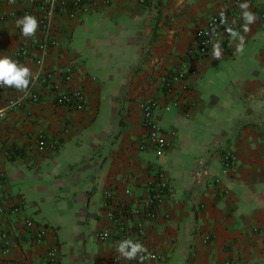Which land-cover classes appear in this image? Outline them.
<instances>
[{
    "label": "crops",
    "instance_id": "crops-1",
    "mask_svg": "<svg viewBox=\"0 0 264 264\" xmlns=\"http://www.w3.org/2000/svg\"><path fill=\"white\" fill-rule=\"evenodd\" d=\"M37 1L0 0V56L16 61L25 45L30 51L23 64L34 72L38 51L32 42L41 28L24 37L15 21L35 12ZM86 2L88 12L56 16L60 45L46 64L50 70L73 67L72 86L84 89L85 108L58 105L57 93L41 77V100L0 121V171L7 174L0 190L8 202H25L20 216H0V233L10 234L11 246L9 253L0 249V264H51L46 254L54 245L59 264H108L118 252L97 237L114 231L103 209L104 191L113 188L116 202L137 205L160 170L169 191L147 225L143 246L163 259L143 264H224L229 257L236 264H264V0ZM224 10L233 12L227 49L218 45L207 57H187L196 30ZM244 11L255 17L247 32ZM186 59L192 72L175 83L174 92H163L161 75ZM14 93L0 88V108ZM147 97L162 105L154 121L169 142L163 154L142 140L141 103ZM41 132L60 138V148L39 153ZM8 149L19 153L8 157ZM225 149L239 158L229 175L220 174ZM201 158L209 161L214 184L194 181ZM26 217L49 227L42 244L25 227ZM205 234L214 241L205 242ZM120 264L140 262L120 257Z\"/></svg>",
    "mask_w": 264,
    "mask_h": 264
},
{
    "label": "built area",
    "instance_id": "built-area-1",
    "mask_svg": "<svg viewBox=\"0 0 264 264\" xmlns=\"http://www.w3.org/2000/svg\"><path fill=\"white\" fill-rule=\"evenodd\" d=\"M87 0H38L36 2V10L32 12L36 17L41 28V35L33 39V48L38 51L34 61L37 65V71H32L29 88L27 94L13 88L15 93L10 96L4 106L0 108V121L15 109L25 108L27 103H37L41 100V95L36 90L37 83L43 77L45 82L51 85V88L57 93L56 103L60 106L83 110L86 106V93L81 87L72 86L74 79V69L71 65L63 66L50 70L47 68V58L50 51L60 45L59 40L54 35V20L57 15L64 14L68 17H75L78 12H88ZM146 0H140L145 2ZM241 0H233L234 4H239ZM28 15L32 13L26 12ZM232 11L224 10L211 15L206 23L199 27L195 32V38L187 52V57L198 59L207 57L211 54L216 46H221L223 50L227 49V33L233 28V24L229 19ZM264 20V14L262 15ZM29 49L25 45H21L16 52V62L23 65V58L29 54ZM190 61L184 60L182 65L178 66L170 73H165L160 77V86L162 91L171 94L174 92L175 83L187 76L192 70L189 67ZM2 86H0L1 88ZM162 107L158 98L147 97L142 100V140L150 144L159 154H163L169 147L165 131L158 126L154 117ZM169 109V105L166 106ZM67 130H64V133ZM62 144V140L52 137L45 132H41L36 139V149L42 155H49L57 151ZM18 150L8 149L6 154L8 157L17 156ZM220 156L222 175H229L237 168L239 158L237 154L230 149L223 150ZM193 178L196 183L203 180L214 182L217 179L212 178L209 161L207 159H199L194 170ZM7 181V174L0 171V183ZM148 194L139 198L137 205L128 203L125 200L115 201V191L108 188L104 191L103 209L106 212L107 219L112 223L114 231L104 229L97 234L101 241L112 242V247L116 249L119 241L126 238L132 239L134 242H143L147 238V225L153 221L158 215V208L164 201L169 191V179L162 170L153 177L148 183ZM131 192L130 188L125 190L126 194ZM204 206V205H203ZM25 210L24 200L20 202H8L3 198L0 190V216L18 217ZM25 227L31 230L37 243L42 244L49 231V227L36 222L30 217L24 218ZM215 236L213 234H205L204 241L212 242ZM10 234L7 231L0 233V249L4 253L11 251L8 244ZM143 255L149 260L162 261L163 256L160 254L146 251ZM51 264H59L60 254L57 245L52 246L46 254ZM139 260V259H137ZM14 264V263H11ZM108 264H120V256L114 254ZM224 264H236L231 257L227 258Z\"/></svg>",
    "mask_w": 264,
    "mask_h": 264
},
{
    "label": "clouds",
    "instance_id": "clouds-1",
    "mask_svg": "<svg viewBox=\"0 0 264 264\" xmlns=\"http://www.w3.org/2000/svg\"><path fill=\"white\" fill-rule=\"evenodd\" d=\"M9 2L15 3V0H9ZM240 7L241 9H246L248 6L246 4H241ZM243 19L246 22L244 31L247 32L250 30L247 25L254 23L255 17L251 13L244 11ZM15 23L16 26L21 29L24 37L35 36L38 28V21L34 16L26 14L21 18H17ZM231 35L236 36L238 34L232 32ZM242 39L243 37H241V40ZM214 55L218 57L219 52H215ZM31 77L32 72L27 66L20 65L7 56H0V86L15 88L27 94ZM116 251L121 258L128 261L139 259L140 264H143V261L148 259L147 256L143 255V253L146 252L145 247L140 242H134L132 239L128 238L117 243Z\"/></svg>",
    "mask_w": 264,
    "mask_h": 264
},
{
    "label": "trees",
    "instance_id": "trees-1",
    "mask_svg": "<svg viewBox=\"0 0 264 264\" xmlns=\"http://www.w3.org/2000/svg\"><path fill=\"white\" fill-rule=\"evenodd\" d=\"M122 123V121H120V124Z\"/></svg>",
    "mask_w": 264,
    "mask_h": 264
}]
</instances>
